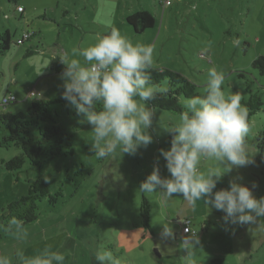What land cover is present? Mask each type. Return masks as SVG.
<instances>
[{"label":"rangeland","instance_id":"obj_1","mask_svg":"<svg viewBox=\"0 0 264 264\" xmlns=\"http://www.w3.org/2000/svg\"><path fill=\"white\" fill-rule=\"evenodd\" d=\"M17 5L23 13L17 12ZM139 10L153 16L154 26L135 34L126 17ZM113 29L133 44L151 45L156 68L182 73L199 92H206L212 68L225 74L226 95L239 93L247 99L258 92L262 110L251 116L246 142L253 162L225 174L216 190L239 177L249 187L255 183L257 198L264 196V157L253 144V135L264 123V73L251 66L264 56V0H168L167 4L166 0H0V45L5 31L9 34L8 49H0V113L25 112L34 99H63L62 72L51 71L50 62L62 51L92 45ZM26 32L34 34L18 44ZM29 48L32 53L25 55ZM10 95L15 100L2 104ZM63 109L59 104L49 107L56 125L70 136L71 154L37 164L26 161L11 171L4 162L20 152L19 145H0V207L25 195L29 182L38 176L50 189L49 198L38 204L37 219L22 226L26 238L19 237L15 227L0 237V255L11 264H20L18 250L33 257L45 249L63 253L64 264H97L95 253L103 248L121 264H211L217 256L225 257L223 264H264V218L255 224H225L224 213L209 212L203 200L193 206L176 195L164 202L158 192L140 191L154 166L162 177L170 175L160 149L170 148L172 134L164 127L179 122L180 114L156 108L148 129L153 140L147 147L141 146L135 155L118 148L113 158L99 159L91 148V125L81 123L83 117L73 106L67 112ZM4 134L6 129L0 126V137ZM142 195L148 201L151 230L143 227L139 214ZM177 219L189 220L199 236L192 256L181 245L185 236ZM203 220L214 223L200 233ZM165 223L174 238L162 235Z\"/></svg>","mask_w":264,"mask_h":264},{"label":"clouds","instance_id":"obj_2","mask_svg":"<svg viewBox=\"0 0 264 264\" xmlns=\"http://www.w3.org/2000/svg\"><path fill=\"white\" fill-rule=\"evenodd\" d=\"M153 53L151 45L133 44L113 29L108 35L98 36L88 47L57 55L65 65L61 73L62 98L83 117L81 123L91 125L94 133L91 148L97 158L111 159L118 148L123 154L135 155L141 146L147 147L152 142L148 129L153 124L156 105L150 106V102L166 97L170 91L150 83L153 70L163 71L156 68ZM224 81L223 72L209 69L206 93L187 99L179 122L164 127L172 134L170 148L160 149L170 175L162 177L159 167L154 166L141 182L140 191L158 192L164 202L176 195H182L193 206L203 200L209 212L215 209L224 213L225 224H255L264 218V196L257 198L253 194L255 183L249 187L237 177L229 180L227 188L216 190L225 174L253 162L246 145L251 132L248 109L241 104L239 93L225 94ZM11 224L19 237L26 238L20 221L14 219ZM185 232L189 235L182 239L181 245L192 256L199 236L189 228ZM162 235L174 238L175 234L165 223ZM16 255L20 264L65 261L63 253L50 249L33 257H26L22 250ZM95 260L97 264H121L107 248L97 250ZM0 264L11 262L0 255Z\"/></svg>","mask_w":264,"mask_h":264},{"label":"trees","instance_id":"obj_3","mask_svg":"<svg viewBox=\"0 0 264 264\" xmlns=\"http://www.w3.org/2000/svg\"><path fill=\"white\" fill-rule=\"evenodd\" d=\"M8 1L16 2V0ZM23 12L24 8L22 12L18 13L21 14ZM126 22L135 34L142 33L154 26L153 16L145 10H139L127 15ZM33 34H30V37ZM8 47L9 34L5 31L0 49L4 51L7 50ZM31 53L32 50L29 48L26 50L25 55ZM251 66L260 74H263L264 56H259L254 59ZM50 69L53 72L60 73L64 71L65 66L58 57L57 60L50 62ZM157 69H163V71L153 70L150 83L159 87H166L170 91L166 97H158L155 101L150 102V106L151 104H155L157 109L181 114L183 111V102L181 99L187 100L194 96H202L206 93L199 92L197 86L182 73L168 68ZM246 88L248 89V86H246ZM53 104L61 105V107L64 108V112H67L66 108L70 106L65 99H34L27 106L25 112L0 113V126L6 129V134L0 137V145L8 147L11 144L17 143L20 149L18 154L4 162L6 169L11 171L18 170L26 161L30 164H37L39 162L54 159L65 152L70 154L73 152V148L69 142L70 136L64 129L56 125L55 119L50 115L49 107ZM241 104L248 109V121L250 124L251 116L262 110V100L258 92L250 93L247 99H241ZM99 107L98 105V108ZM48 120H51L53 124H47ZM247 140L246 138V142ZM253 144H255L261 156L264 157V123L262 129L253 135ZM49 196L50 189L46 179L38 176L33 181H30L25 195L10 200L0 207V237L4 233L13 230L15 226L11 224V221L14 219L20 221L22 226L36 220L39 215V202L43 198H49ZM139 214L142 219L143 227L151 230L149 223V205L143 195L141 196V202L139 204ZM176 221L181 225V229L184 222H188L190 227V222L187 219L183 221L177 219ZM213 223L212 220H203L201 222L200 233L206 230L208 225ZM183 234L189 235V233ZM224 260V256H217L215 259L211 260V264H223Z\"/></svg>","mask_w":264,"mask_h":264},{"label":"built area","instance_id":"obj_4","mask_svg":"<svg viewBox=\"0 0 264 264\" xmlns=\"http://www.w3.org/2000/svg\"><path fill=\"white\" fill-rule=\"evenodd\" d=\"M168 3V0H166V4ZM16 10H17V12H22L23 11V8H22V6H17L16 7ZM30 37V34L29 33H25L20 39H18L16 42L18 43V44H22L25 40H27L28 38ZM29 95H31V96H33V95H35V93H34V91H30L29 92ZM15 100V97L13 96V95H10V97L9 98H6V97H4L3 98V100H2V104H7L9 101H14ZM190 229V227H189V225H188V222H184V225H183V227H182V232L183 233H187V232H185V229ZM191 230V229H190Z\"/></svg>","mask_w":264,"mask_h":264},{"label":"crops","instance_id":"obj_5","mask_svg":"<svg viewBox=\"0 0 264 264\" xmlns=\"http://www.w3.org/2000/svg\"><path fill=\"white\" fill-rule=\"evenodd\" d=\"M180 220V219H179ZM182 230V229H181ZM182 233V232H181ZM183 234V233H182ZM184 236H186L185 234H183Z\"/></svg>","mask_w":264,"mask_h":264},{"label":"water","instance_id":"obj_6","mask_svg":"<svg viewBox=\"0 0 264 264\" xmlns=\"http://www.w3.org/2000/svg\"><path fill=\"white\" fill-rule=\"evenodd\" d=\"M157 253V252H156Z\"/></svg>","mask_w":264,"mask_h":264}]
</instances>
